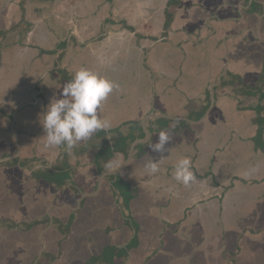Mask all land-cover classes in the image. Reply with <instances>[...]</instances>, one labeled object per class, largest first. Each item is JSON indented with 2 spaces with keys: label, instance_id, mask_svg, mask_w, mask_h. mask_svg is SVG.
I'll use <instances>...</instances> for the list:
<instances>
[{
  "label": "crops",
  "instance_id": "0c3cea01",
  "mask_svg": "<svg viewBox=\"0 0 264 264\" xmlns=\"http://www.w3.org/2000/svg\"><path fill=\"white\" fill-rule=\"evenodd\" d=\"M170 1L0 0V158L14 153L16 140L9 132L16 130L22 157L46 162L51 171L65 170L69 176L60 185L38 183L37 205L50 215L49 226L33 227L27 238L31 254H11L10 238H26L22 223L35 215L31 206L25 214L19 205L26 201L19 191L25 172L0 165V251L5 261L28 264L37 255L35 262L44 264L45 256L38 253L41 238L51 264H66V241L74 235L82 238L86 234L81 229L87 232L90 226L98 237L93 241L87 236L95 248L81 264H162L160 257L170 252L165 242L176 240L179 231H187L194 242L199 233L216 235L211 239L215 247L207 243L196 264H247L254 257L253 242L264 237V226L241 225L230 215L234 209L233 215H240L247 199L264 200V149L254 142V109L264 107V99L242 90L258 84L263 68L264 19L255 24L261 5L251 8L247 0ZM235 34L241 35L226 39V52L223 39ZM226 57V71L214 87V106L206 112L207 86L217 80ZM81 68L119 85L98 109L111 126L71 151L45 148L39 117ZM152 111L198 122L183 121L179 131L182 120L165 119L161 129L158 119H147L150 140L135 147L117 177L105 176L93 192L101 173L119 167L127 155L113 152L96 161L97 153L111 146L118 133L129 147L143 136L140 120ZM162 130L170 137L163 159L149 147ZM184 157L190 158L196 176L189 186L173 179L174 166ZM150 159L159 163L155 174L145 169ZM117 179L130 189L127 205L114 186ZM82 193L91 196L78 205ZM242 238L250 242L246 250L240 246ZM107 247H113V257L103 262L98 257Z\"/></svg>",
  "mask_w": 264,
  "mask_h": 264
},
{
  "label": "clouds",
  "instance_id": "9594fccd",
  "mask_svg": "<svg viewBox=\"0 0 264 264\" xmlns=\"http://www.w3.org/2000/svg\"><path fill=\"white\" fill-rule=\"evenodd\" d=\"M118 88V84L90 69L81 68L76 71L72 79L63 84L59 97L54 95L39 117L44 132V147L64 146L71 151L97 131L110 128V121L100 118L98 109ZM169 140V134L161 131L156 142L149 145L150 150L163 159ZM145 169L149 174L157 173L158 161L150 159L145 164ZM173 179L184 186L196 182L190 158L184 157L176 162Z\"/></svg>",
  "mask_w": 264,
  "mask_h": 264
},
{
  "label": "rangeland",
  "instance_id": "374dc122",
  "mask_svg": "<svg viewBox=\"0 0 264 264\" xmlns=\"http://www.w3.org/2000/svg\"><path fill=\"white\" fill-rule=\"evenodd\" d=\"M253 7H254V5L251 6V8H253ZM221 31H222V28H221ZM221 34H222V32H219V36ZM216 39H217L216 40L217 41L216 42L217 47H219L221 45L220 43L222 42L221 38L219 37ZM244 57L246 58V56H244ZM228 58H231L230 53L228 54ZM245 58H243L242 61H246ZM207 92L209 94V90ZM29 107L30 106H27V109ZM158 120H159V124L161 125V129L165 128V126L167 125V122L165 121V119L159 118ZM182 127H183V125H181V127L178 126L177 129L179 131H181ZM162 131H164V130H162ZM9 135H10L11 139L16 140V134L14 131H11V129H10ZM92 145H94V144H92ZM144 145H146V143L145 144H139L140 148L144 147ZM51 155H55V154L54 153L48 154V156H51ZM63 165H65V164H63ZM226 170H227L226 172H229V170H231V166L228 167ZM62 171H65V170H62ZM52 173H54V171ZM58 176L62 177L61 174H58ZM66 178H68V175L65 176V179ZM245 193H247V192H245ZM91 199H93V198H91ZM89 201H93V200H89ZM244 203L245 204L243 206H241V210L240 211L237 210V211L241 212L240 215H238V216L233 215V213L236 211V209H234L232 215H230V216L233 217L234 219H239L238 221H240L241 225L246 224V225H250L251 227H254V228H260V226L263 227L264 226V200H258V201L252 200V201H250L249 199H247L244 201ZM64 209H66V208H64ZM239 209H240V207H239ZM242 219L244 221H241ZM94 221L91 223H94ZM200 228H201V225L198 227V229L196 231L199 232ZM81 230H82L81 232H83L84 235L86 234L85 236H83L82 238H79V236L74 235L71 237L72 239H68L66 241L67 247L63 248L65 251L64 256L66 258V264H81V261L83 259L91 256V252L94 251L95 247L93 245H89V242L87 240V236L93 237V241H95L96 237H98V235H93V229L91 226H90V230L87 232H85L83 229H81ZM207 235H208V233L206 235L204 233H202V234L199 233L198 242H194V241L190 240V237H189L187 231H184V232L179 231L178 233H176V240L170 241L168 239V241L165 242V244L169 248L170 252L166 253L160 257L161 263L162 264H196V263H194V261H198L200 259V256H201V254L200 253L198 254V252H201V250L204 251V247L206 246L207 243H208L209 248H210V246L215 247L216 242L214 241L215 240L214 238H216V235L213 238H212V236L207 238ZM211 239H214V240H211ZM254 239H256V238H254ZM249 243L250 242H247L244 240V238H242L240 246L246 250V246ZM234 247H236V245ZM252 251L255 255H254V257L251 258L250 261H248L246 263L247 264H264V237L258 236L256 241L253 242ZM96 252H97V249H96ZM189 254H191V256ZM67 255H68V257H67ZM197 255H199V257H197ZM202 257L205 259L204 255H202ZM151 263H153V262H151Z\"/></svg>",
  "mask_w": 264,
  "mask_h": 264
},
{
  "label": "flooded vegetation",
  "instance_id": "af4514ba",
  "mask_svg": "<svg viewBox=\"0 0 264 264\" xmlns=\"http://www.w3.org/2000/svg\"><path fill=\"white\" fill-rule=\"evenodd\" d=\"M249 1L250 0H247L248 4H249ZM253 2L259 4L261 1L252 0L249 5H251ZM259 7H260V9L258 11L259 13L257 16L258 21H259V17L262 14H264L262 6H259ZM263 19L261 21H263ZM258 21H255V24H256V22L258 24ZM15 154H16V147H15V151L12 155H15ZM12 155H8L5 157H10ZM5 157H2V158H5ZM2 158H0V159H2ZM2 164L15 165L16 167H18V169L22 173L25 172V175H26V176L23 175L24 177H23L21 184L19 186V191L21 192V195L26 199V201L19 203V205L22 206V208L25 210V214L28 213V211H29L28 208H29V206H31L33 209L32 213H34L35 216H33V217L29 216L28 218L24 219V221H23L24 223H22V227H23L22 233L25 234L26 238H24L22 240H17V239L12 237V238H10L9 241L12 244L11 249H10L11 254L14 251L18 250V252L21 255L27 256V255L31 254V252L33 251L32 247H31L32 246L31 241L29 239H27V238H29L30 235H32L31 232L33 230V227L37 226L36 224H41V225H44V229H45L49 226V222L51 220L50 215L45 210H43L42 206L37 205L38 200L36 199V196H37V192H38V183L40 181L49 182L48 177L52 171L46 162L37 163L34 161V159H26V158L22 157L20 154V145H19V155L17 157H14L13 159H9L5 162L0 163V165H2ZM42 175H44V177ZM38 178H41V179H38ZM39 192H41V190H39ZM38 210H40L41 213L37 217ZM0 212H1V210H0ZM1 233H2V231H1ZM1 233H0V236H2ZM38 240L40 242V248L38 250L39 251L38 253L40 254V256H42V255L45 256L46 260H45L44 264H51V258L47 255L48 252L46 250V244H44V242H42L41 238H38ZM19 245H21V247H24L25 250L22 251V249ZM4 256H5L4 250L0 251V264H10L9 262L5 261ZM36 257H37V255H35L34 259L30 260V262L28 264H43L42 262H39V261L35 262ZM47 257H49V259Z\"/></svg>",
  "mask_w": 264,
  "mask_h": 264
},
{
  "label": "trees",
  "instance_id": "16d2710c",
  "mask_svg": "<svg viewBox=\"0 0 264 264\" xmlns=\"http://www.w3.org/2000/svg\"><path fill=\"white\" fill-rule=\"evenodd\" d=\"M179 1L180 0H172V1H170V4H178ZM252 5H254V7H255V5L259 6V4L255 3V2H253ZM169 19H170V15L166 14V25L169 24ZM242 90H244L243 92H245V94L247 96L253 97V96L258 95L259 101L264 99V55H263V68H262V71L259 75L258 84L254 85V86L245 85ZM254 110L256 111V114H257V117L255 119V123L257 125V130H256V136L254 138V142H255V145L257 147L264 149V143L262 142L264 116H261V112L264 111V107H262L261 105L258 104ZM149 121H153V120L150 119ZM165 121L167 122V120H165ZM184 124H185V122L181 121L180 127H181V125H184ZM165 128H166V126H165ZM140 130H141V128H140ZM142 134L143 133L140 131V135H142ZM133 139H134V137H133ZM127 150H128L127 139L118 133V137L116 138V140L114 141V143L111 146L106 145L104 148H102L97 153L96 161H98L99 159H102V160L105 159L106 160L108 157L112 156L113 152H120V153H123L126 155ZM66 167H69V166H66ZM51 173L49 174L48 180L56 183L57 185L63 184L65 176L68 175V171L67 172L63 171L62 173L60 171H54V173H52V174ZM58 174H61L62 177L58 176ZM42 176L44 177V175H42ZM114 186L119 190V194H121L120 196L123 198V204L127 205L130 198L132 197L131 193L129 191L130 190L129 187L126 189L125 185L122 184L120 182V180H118V179L115 182ZM112 253H113V247H107L104 250L103 254L100 255L98 258L103 262H110L111 258L113 257ZM118 255H120V254L118 253Z\"/></svg>",
  "mask_w": 264,
  "mask_h": 264
},
{
  "label": "water",
  "instance_id": "95a60500",
  "mask_svg": "<svg viewBox=\"0 0 264 264\" xmlns=\"http://www.w3.org/2000/svg\"><path fill=\"white\" fill-rule=\"evenodd\" d=\"M251 1L252 0L249 1V4H250ZM260 5L262 6V9L264 11V4L260 3ZM263 18H264V14H262L259 17L258 26H259V24H260V22H261V20ZM247 31L251 32L252 30L249 29ZM239 35H241V34H235V35H231L230 37L229 36H225L224 37V39H223L224 42L223 43H224V46L226 48V52H227L226 39H230V38H233V37H238ZM227 63H228V58L226 57V62L224 64V67L222 68L221 73L218 75L217 80L215 82L209 83L208 90H209V96H210V103H209L210 106H208V109L206 110V112L212 106H214L213 105L214 101H215V98H214V87L221 83V77L226 71V68H227V65H228ZM56 65H58V61H56ZM37 87H38V89H40V86L38 84H37ZM206 112L202 115L201 118H203L205 116ZM159 118H164V119L171 120V121H181L182 120V121H186L188 123H190V122L191 123L198 122V120L197 121H193L191 119L189 120V119L182 118V117H173V116L167 115V114L162 113V112H157L156 113V112L152 111L151 113H148V114L144 115L143 118L140 120V127H141V130H142L143 136L132 140V142L129 144L126 158L124 159L123 163L121 165H119V167L101 173V175L99 176L98 181H97L96 189L93 192H95V191H97L99 189L100 183L104 179L105 176L117 177L122 172V170L126 167V165L129 163V161L132 159L135 147L137 145H139V144H145V143H147L150 140L151 133H150V131L147 128V125H146L147 119H159ZM14 120H15V113H13V115H12V123L14 122ZM14 132H15L16 138H17L16 139V154L12 155L10 157H5V158L0 159V163L1 162H5V161H7L9 159H13L14 157H17L19 155L18 134H17V132L15 130H14ZM90 196H91L90 194H83L82 193L80 195V200L78 201V205H79V203H80V201L82 199H84L86 197H90Z\"/></svg>",
  "mask_w": 264,
  "mask_h": 264
}]
</instances>
